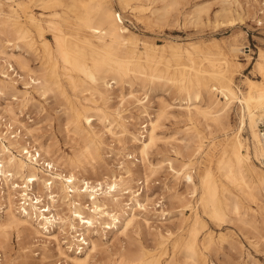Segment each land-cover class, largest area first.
I'll return each instance as SVG.
<instances>
[{"label": "bare ground", "instance_id": "obj_1", "mask_svg": "<svg viewBox=\"0 0 264 264\" xmlns=\"http://www.w3.org/2000/svg\"><path fill=\"white\" fill-rule=\"evenodd\" d=\"M143 1L118 3L121 10L143 12ZM162 1L163 13L152 14L155 21H161L175 4L173 0ZM33 3L44 13H34ZM227 4L230 13L233 6L236 10L243 7L241 0H227ZM194 44L169 43L170 58H164L165 45L144 41L141 48L111 0H0V125L6 129H0V236L10 229L33 228L44 242L56 243V264L59 260L89 264L98 248L95 235L103 239L120 227L128 230L140 213L147 215L151 210L166 219L170 214L167 205L150 202L149 177L144 175L135 182L136 163H122L118 174L97 180L81 171L84 157L103 159L105 135L120 145V153L127 149L122 138L130 140L137 152L131 151L128 157H135L137 163L149 159L159 140L161 122L175 107L161 98L155 114L150 112L151 95L159 89L174 90L179 96L177 110L185 123L184 136L172 147L175 158L164 162L175 180L189 190L187 197L178 196L184 217L165 264H209L213 235L206 233L201 238L206 225L199 207L213 220L225 222L233 215L250 227L244 202H257L258 194L264 191V138L259 129L264 118V52L260 51L255 64L260 79H246L242 89L234 75L240 52L237 43L227 51L204 56H195L191 51L197 49ZM16 49L22 52L16 54ZM25 53L41 65L33 68ZM183 54L187 62H181ZM172 60L178 62L173 72ZM20 82L24 90L19 89ZM134 84L143 91L141 95L133 90L129 93L140 110L139 118L147 123L141 125L146 128L142 131L129 120L127 96L118 95L120 102L112 103L116 88L132 89ZM32 93L46 100L50 96L62 99L63 113L70 116L75 132L85 137L84 150L68 160L70 169L41 145L22 141L28 129L15 104L29 108ZM236 105L238 124L234 128L230 113ZM95 121L101 122V130ZM218 135L224 137L216 163L219 176L207 167L198 186L197 166L201 159L213 160L211 151L217 146ZM207 140H211L208 151ZM164 162L150 164V171L156 172ZM186 209L192 211L190 216L183 214ZM154 229L158 238L155 248H143L137 254L123 248L110 264H162L165 251L160 256L152 252L162 250L175 233L158 226ZM60 235L66 240L62 242ZM1 248L0 244V252ZM0 264H5L3 253Z\"/></svg>", "mask_w": 264, "mask_h": 264}, {"label": "rangeland", "instance_id": "obj_2", "mask_svg": "<svg viewBox=\"0 0 264 264\" xmlns=\"http://www.w3.org/2000/svg\"><path fill=\"white\" fill-rule=\"evenodd\" d=\"M111 1L116 10L122 15L124 26L136 35L141 48L144 41L148 44L165 45L164 58H170L172 52L169 49V43L185 46L195 43L194 47L197 49H191L195 56L224 52L228 50L231 44L237 43L240 52L237 58L238 63L235 67L236 72H234L235 83L244 89L246 79H260L255 71V64L259 58L260 51L264 52V0H241L242 9L236 10L234 9L236 7L233 6L231 13L228 12L229 5L227 0H173L175 2L174 6L161 21H155V17L152 14L154 11H157V14L163 13L162 6L165 3L162 0H144L143 12L121 10L118 0ZM31 6L37 15L44 13L35 3L31 4ZM46 14L48 13L46 12ZM190 18L193 19L191 20ZM49 39L53 41L52 36H49ZM14 51L16 54L22 52L18 49ZM25 54L28 55L27 53ZM28 58L33 68L41 65L39 61H35L34 56L28 55ZM186 59V55L183 54L181 62H187ZM172 61L171 67H173L171 71L173 72L178 62ZM22 85L23 83L20 82L18 87L24 90V85ZM131 90L138 92V95L143 93L137 84H134L132 89L129 86L118 87L115 94L112 95V103L117 105L120 102L118 95L127 96L126 107L128 111L126 113L131 117L129 118L131 124L136 123L137 127L140 128L141 125L147 123L144 119L139 118L140 110L135 100L129 97ZM32 95L34 99L29 108H22V106L15 104L19 119L29 130H27V135H24L25 131L22 132L24 135L22 141L34 142L37 146L41 145L54 160L62 164L66 169H70L68 160L79 155L84 150L85 137L75 132L70 122V116L63 113L62 99L50 96L46 100L36 93H32ZM161 98L175 107L172 109L171 114L161 122V128L158 130L159 140L155 147L151 149L148 160H141L137 163L135 157H128L129 153H132L131 151L137 152L130 140L122 138L126 146L124 147L127 149L120 153L117 149V146L119 147L120 145H117L110 135H105V144L102 146L103 159L101 160L98 156H94V159L93 157H84L81 171L85 177L97 180L113 173L118 174L122 163H136L133 169L135 182L147 175L150 180V202H154L156 205L159 202H163L170 210V214L165 219V217H160L153 210L147 215L139 212L138 221L128 230L120 227L116 233H108L107 236H103V239L95 235L94 238L97 239L98 248L92 255L89 264H110L120 257V252H122L123 248H126L130 254H137L143 248H155L158 238L154 228L157 226L169 229L175 234L166 242L162 250L153 251L152 253L160 256V253L162 254L165 251V255L161 257L162 264H165L169 256L172 255V247L180 234V227L184 217L180 213L183 203H180L178 196L181 198L187 197L189 190L183 182L175 180L164 161L169 158H175L172 147L177 145L183 138L185 123L178 114L179 96L174 90L164 92V90L159 89L154 92L151 95L152 110L150 112L153 115L155 114L154 111L158 109ZM1 105L5 106L6 103L3 101ZM237 114L238 108L236 105L232 107L230 113L234 128L238 124ZM94 124L97 125V130L103 128L99 121H95ZM0 129L6 131L5 127L1 125ZM144 129L146 128H140L139 130L142 131ZM244 136L248 137V134L244 133ZM210 142L211 140H207L205 143L207 151L210 149ZM215 142L217 146L215 150L211 151L215 154L213 160L210 162L206 159H201V164L197 166L195 181L198 186L200 184V176L207 167L211 168L216 176H219L216 163L222 150L220 144L224 142V137L218 135ZM160 162H164L162 167L152 173L150 164L157 165ZM136 185L135 183L134 189L138 188ZM199 193H201V190H199ZM258 195L259 200L257 202L247 200L244 202L249 210L246 219L251 222L250 227L237 220L233 215L227 218L225 222L213 220L203 212L201 207L198 208L199 215L206 225L202 231L201 238L206 233H212L213 235V246L207 257L209 264H212V262L214 264H218V262L220 264H264V191H260ZM157 207L160 210L159 205ZM183 214L190 216L192 211L186 209ZM144 219L150 222L151 228H149ZM33 230V228L26 230L20 227L19 229H10L6 234L0 236L2 247L0 255L2 253L5 255V264H56V243L44 242ZM59 237L62 242L66 240L63 239L64 236L62 235ZM81 246L83 247L84 245H80V248ZM80 248L79 250H81ZM57 264L67 263L64 260H59Z\"/></svg>", "mask_w": 264, "mask_h": 264}, {"label": "built area", "instance_id": "obj_3", "mask_svg": "<svg viewBox=\"0 0 264 264\" xmlns=\"http://www.w3.org/2000/svg\"><path fill=\"white\" fill-rule=\"evenodd\" d=\"M259 129L262 137L264 138V118L260 121Z\"/></svg>", "mask_w": 264, "mask_h": 264}]
</instances>
